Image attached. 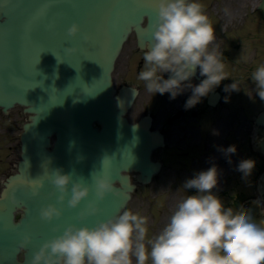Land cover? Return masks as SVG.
<instances>
[{"label": "water", "instance_id": "water-1", "mask_svg": "<svg viewBox=\"0 0 264 264\" xmlns=\"http://www.w3.org/2000/svg\"><path fill=\"white\" fill-rule=\"evenodd\" d=\"M156 6L157 0H0V105L6 110L20 103L31 113L21 135V174L9 179L0 198V264H30L37 246L43 244L36 241L54 233L58 225L62 231L79 223V213L91 201L100 211L84 221L88 226L120 213L134 187L122 172L141 171L149 179L158 170L149 155L158 141L150 140L147 128L132 127L122 117L123 102L115 95L111 75L128 34L147 29L142 27L145 16L151 28ZM45 7L44 15L37 17ZM73 23L79 24L80 32L70 37L67 29ZM85 34L92 39L86 42ZM68 47L78 51L68 53ZM257 122H264V112ZM104 156L110 158L102 166ZM56 168L73 172L74 180L83 179L88 185L93 183V171L106 173L114 191L99 200L93 188L76 209L68 208L65 200L62 217L44 221L42 206L61 207L59 193L52 194L54 188L45 178ZM36 178L44 183L33 195L29 181ZM19 207H24L23 218L15 222ZM253 212L259 213L257 204ZM25 234L32 239L21 246ZM21 248L26 250L24 262L17 259Z\"/></svg>", "mask_w": 264, "mask_h": 264}, {"label": "clouds", "instance_id": "clouds-1", "mask_svg": "<svg viewBox=\"0 0 264 264\" xmlns=\"http://www.w3.org/2000/svg\"><path fill=\"white\" fill-rule=\"evenodd\" d=\"M45 10L46 7L42 8L37 17L44 15ZM79 32L77 23L67 29L70 37ZM83 38L86 42L92 39L89 34ZM215 41V29L197 0H157L151 41L143 53V66L137 78L152 96L169 93L170 99H175L190 90L191 96L185 103L188 110L230 78ZM66 51L76 53L78 49L68 47ZM197 70L204 79L193 84ZM165 73L169 78H164ZM250 79L255 85L253 91L264 101V64L252 71ZM232 80L224 86L225 92L240 90L239 81ZM220 150L230 156L236 147ZM109 158L104 156L101 165H106ZM254 167L255 161L249 158L241 160L237 170L247 178ZM45 178L54 188L52 194L59 193L57 202L61 205L41 207L40 217L47 222L62 217L65 200L68 208L76 209L93 188L99 200L114 191L112 178L96 171L91 174L92 185L83 179L74 180L73 172L65 173L61 168L53 169ZM43 183V179H30L33 195ZM217 184L215 164L187 179L181 187L195 189V194L178 202L166 225L153 237H148V218L129 209L88 226L84 221L100 211L96 202L91 201L79 213V223L69 224L62 231L59 225L52 229L59 234L33 253L30 264H264V221L253 223L242 208L226 207L213 191ZM31 239V235L25 234L20 245L27 246Z\"/></svg>", "mask_w": 264, "mask_h": 264}, {"label": "flooded vegetation", "instance_id": "flooded-vegetation-1", "mask_svg": "<svg viewBox=\"0 0 264 264\" xmlns=\"http://www.w3.org/2000/svg\"><path fill=\"white\" fill-rule=\"evenodd\" d=\"M204 0H197L203 5ZM220 3L210 1L204 7L209 20L214 24L212 15L213 7L220 8ZM247 0H223V12L226 15V23L220 26L226 29L221 35L215 33V46L222 52H226L222 58L225 61V71L230 77L210 92L207 97L194 107L186 110L185 103L191 91L187 90L170 99V94L163 95L146 91L143 82L138 80V72L143 66V53L146 49L138 46L137 36L133 34L126 44L114 73V82L118 90L124 88H136L138 90L132 107L128 111L129 120L134 123L141 117H150L151 128L162 133L164 146L155 150L153 155H162V186L168 185L178 188L179 175L177 172L186 171L187 166L198 167L207 170L215 161L220 164L227 162L228 156L224 151L231 144L239 148H245V91L246 84V44L253 40V45L259 40H264V13L259 10L254 16L247 15ZM214 27V26H213ZM199 73V71H198ZM164 78H169L164 74ZM204 79L192 78L193 84H199ZM232 79L239 81V92L232 93V104L226 97L224 86L231 84ZM219 92L220 101L212 105L209 103L211 93ZM239 93L238 100L236 94ZM227 98V99H226ZM238 108H236V105ZM234 105V106H233ZM215 146L218 149L215 150ZM241 151V150H240ZM185 159V160H184ZM186 160H189L188 162ZM218 168L219 187H226L224 170Z\"/></svg>", "mask_w": 264, "mask_h": 264}, {"label": "rangeland", "instance_id": "rangeland-1", "mask_svg": "<svg viewBox=\"0 0 264 264\" xmlns=\"http://www.w3.org/2000/svg\"><path fill=\"white\" fill-rule=\"evenodd\" d=\"M254 88L255 85L252 81H248L247 101L249 104H254L253 106H255L257 111L263 107L264 104H257V99L260 98L253 91ZM252 114L253 113L248 112L250 117L254 116ZM26 118V114L22 112L20 107H16L8 116L0 112V169H2V167L7 169L14 168L15 159L18 157L19 151L18 133L21 130L22 124L26 121ZM254 132V129L247 125L245 155L246 159L250 158L255 161V167L251 175L245 180V193L247 198L257 194L256 170L264 164V157H261L256 152V143L253 141V138L250 137V135H254ZM157 157H162V155H157ZM188 194L191 195L195 193H182L179 198L183 199ZM126 209L148 218V237H153L161 231L162 227L167 223L166 218L163 217L165 211H162V172L155 177L151 184L145 188H141L139 192L134 194L133 199Z\"/></svg>", "mask_w": 264, "mask_h": 264}, {"label": "bare ground", "instance_id": "bare-ground-1", "mask_svg": "<svg viewBox=\"0 0 264 264\" xmlns=\"http://www.w3.org/2000/svg\"><path fill=\"white\" fill-rule=\"evenodd\" d=\"M262 183H263V185H264V176H263V178H262ZM261 188H263V186H262Z\"/></svg>", "mask_w": 264, "mask_h": 264}]
</instances>
